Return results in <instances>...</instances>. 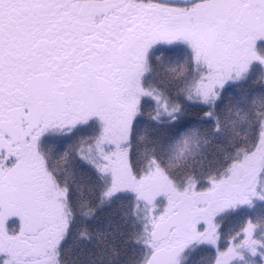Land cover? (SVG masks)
Here are the masks:
<instances>
[{
  "label": "snow or ice",
  "instance_id": "snow-or-ice-1",
  "mask_svg": "<svg viewBox=\"0 0 264 264\" xmlns=\"http://www.w3.org/2000/svg\"><path fill=\"white\" fill-rule=\"evenodd\" d=\"M0 264H264V0H0Z\"/></svg>",
  "mask_w": 264,
  "mask_h": 264
}]
</instances>
